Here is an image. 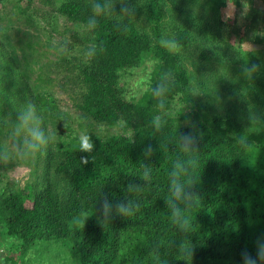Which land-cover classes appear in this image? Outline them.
Returning <instances> with one entry per match:
<instances>
[{
	"label": "trees",
	"instance_id": "1",
	"mask_svg": "<svg viewBox=\"0 0 264 264\" xmlns=\"http://www.w3.org/2000/svg\"><path fill=\"white\" fill-rule=\"evenodd\" d=\"M87 1L86 6L66 0L56 9L82 26L84 57L63 60L56 67L63 69L61 80L72 88L83 121L105 127L121 124L130 134L105 139L88 134L95 145L91 153L80 152L74 141L54 153L48 149L46 170L62 182L61 191L48 183L34 191L2 189L1 233L22 255L36 243L68 241L74 264H243L242 252L255 257L264 247V131L237 130L229 118L210 124L194 119L186 126L154 121L165 107L155 88L136 101L122 98L119 74L143 62H150L151 72L167 86L165 97L171 92L185 95V72L176 54L128 18L94 16L92 5L104 4ZM200 1L185 0L194 6ZM187 9L194 14L189 23L194 29L208 32L211 39L229 37L225 26L202 16L204 11L201 15ZM143 17L152 23L162 19L159 0L145 1ZM90 18L96 20L94 29ZM229 38L231 47L239 46V38ZM188 40L189 34L182 32L178 42L184 46ZM3 44L6 47L7 41ZM9 65L3 51L0 74L6 76ZM182 136L192 138L189 146ZM81 157L89 162L81 164ZM173 179L182 184L184 198L173 196ZM105 200L111 205L109 221L103 216ZM129 202L140 205L135 214L118 215L116 205ZM173 208L191 219L187 231L173 222ZM181 244L193 249L190 260Z\"/></svg>",
	"mask_w": 264,
	"mask_h": 264
},
{
	"label": "rangeland",
	"instance_id": "2",
	"mask_svg": "<svg viewBox=\"0 0 264 264\" xmlns=\"http://www.w3.org/2000/svg\"><path fill=\"white\" fill-rule=\"evenodd\" d=\"M64 1L0 0V53L7 52L11 68L5 71L6 76L0 74V151L7 150L12 156L0 161V191H34L48 183L58 193L62 182L45 166L48 149L54 153L70 142L78 144L85 133L98 139L130 134V130L120 129L121 124L91 125L75 109L72 88L61 80L63 69L56 66L63 60L84 58L83 28L56 12ZM78 1L87 6V0ZM145 1L102 0L108 17L128 18L164 46V41L178 43V48H167L178 56L185 72L186 93L171 92L165 97L167 86L151 72L150 62H143L119 74L120 96L136 101L159 87L165 107L154 121L172 120L186 126L194 119L210 124L229 118L237 130L248 134L264 131V0H205L207 4L201 0L195 6L185 0H159L162 19L156 23L144 19ZM109 4L114 9L108 10ZM188 6L201 15L204 11L202 16L209 23L225 26L229 37L239 38V46L231 47L229 37L211 39L208 32L194 29L189 24L194 14H189ZM122 7L126 13L121 12ZM182 32L189 34L184 46L178 42ZM253 63L260 65V70L248 77L243 68ZM28 104L35 105L37 123L55 138L42 153L19 157L14 146L22 144L27 134L21 131L16 135L18 118ZM70 246L68 241L36 243L22 255L16 243L0 231V264H74Z\"/></svg>",
	"mask_w": 264,
	"mask_h": 264
},
{
	"label": "clouds",
	"instance_id": "3",
	"mask_svg": "<svg viewBox=\"0 0 264 264\" xmlns=\"http://www.w3.org/2000/svg\"><path fill=\"white\" fill-rule=\"evenodd\" d=\"M108 10L114 9V5L109 4L107 6ZM105 6L94 3L92 5V12L94 16L97 15H103L105 13ZM122 13H126L127 9L124 7L121 8ZM88 24L91 28H96L97 23L95 19L90 18L88 21ZM164 44L166 47L170 49L178 48L179 45L176 41L170 40V41H164ZM95 57V53H93V56L91 58ZM260 70V65L258 64H247L243 68V72L246 76L251 77L253 73L258 72ZM156 95H161V89L157 87L155 89ZM160 107H163V101L160 102ZM37 117L38 113L35 108L34 104H28L27 105V111L21 114V116L18 118L19 123L17 125V131L16 135H19L21 131L26 132L27 136L26 139L22 144H16L15 151L17 153V156L19 157H30L37 153H42L49 143H51L54 140V136L51 134H47L45 129L41 126V122L37 123ZM182 141L184 142L185 146H189L192 138L190 136H182ZM95 145L92 141L91 137L88 134H82L79 138V151L84 153H91L94 149ZM12 159L11 154L7 151H0V161H5ZM81 164H87L88 158L87 157H81L80 160ZM179 167V165H177ZM176 174L173 173V176ZM172 194L176 199H182L186 195L184 188L182 184L178 181V179H173L172 181ZM139 204H132L131 202L124 204L120 203L116 205V213L122 217L131 216L135 214V212L139 209ZM103 216L105 221H109V213L111 211V205L107 200L104 201L103 205ZM179 209L173 208L172 211V217L173 222L176 223L182 230L187 231L189 227H191V219L186 217H180L179 216ZM88 216H85V221ZM84 227V224H83ZM181 249L184 251L185 257L187 259H191L193 256V249L188 247L187 244H181ZM241 256L243 258V264H258L260 261H264V247H260L257 250V255L254 257L249 252L244 251L241 253Z\"/></svg>",
	"mask_w": 264,
	"mask_h": 264
}]
</instances>
